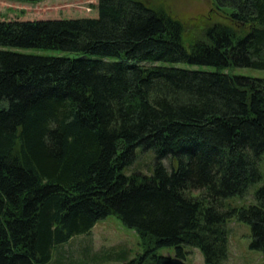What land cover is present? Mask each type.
Masks as SVG:
<instances>
[{
	"label": "trees",
	"instance_id": "obj_1",
	"mask_svg": "<svg viewBox=\"0 0 264 264\" xmlns=\"http://www.w3.org/2000/svg\"><path fill=\"white\" fill-rule=\"evenodd\" d=\"M212 2L190 33L145 0L0 19V264H46L108 215L147 244L120 264H186L191 248L225 264L230 219L264 264V77L232 71L264 70V0ZM137 147L154 151L150 174L124 172Z\"/></svg>",
	"mask_w": 264,
	"mask_h": 264
},
{
	"label": "rangeland",
	"instance_id": "obj_2",
	"mask_svg": "<svg viewBox=\"0 0 264 264\" xmlns=\"http://www.w3.org/2000/svg\"><path fill=\"white\" fill-rule=\"evenodd\" d=\"M96 0H0V19H37L53 17H78L82 15L95 16L96 10L90 8ZM149 4L163 5L169 12L180 18L187 33L192 31L194 19L201 15H208L213 8L212 0H145ZM212 14L213 21H224L226 11L217 9ZM19 51L44 55L78 56V53L58 49L20 48ZM159 64H170L159 62ZM187 66L185 63L179 64ZM208 69L209 67L202 66ZM235 73L264 77V70L252 68H234ZM135 159L126 166L124 172L150 174L154 168V151L152 149H135ZM262 172L264 177V157L262 158ZM264 178L255 185L263 184ZM250 201L251 195L245 196ZM227 202L243 204V198L236 196ZM228 232V258L225 264H263L261 251L252 249L250 244V227L244 222L230 219L226 223ZM147 244L134 229L124 225L115 215H108L99 219L89 234H78L71 237L64 245L57 246L52 258L46 264H120L122 250H126L125 260L144 254ZM124 252V251H123ZM156 255L175 256L173 246L157 248ZM148 256V257H147ZM147 263L152 261L147 255ZM127 257V258H126ZM59 258V259H58ZM186 264H205L198 248H191L185 259Z\"/></svg>",
	"mask_w": 264,
	"mask_h": 264
},
{
	"label": "bare ground",
	"instance_id": "obj_3",
	"mask_svg": "<svg viewBox=\"0 0 264 264\" xmlns=\"http://www.w3.org/2000/svg\"><path fill=\"white\" fill-rule=\"evenodd\" d=\"M135 231V230H134ZM136 232V231H135ZM137 233V232H136ZM148 239V238H147Z\"/></svg>",
	"mask_w": 264,
	"mask_h": 264
}]
</instances>
